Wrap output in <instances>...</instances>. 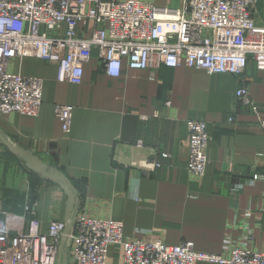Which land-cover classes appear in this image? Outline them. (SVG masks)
I'll return each mask as SVG.
<instances>
[{
	"label": "crops",
	"instance_id": "1",
	"mask_svg": "<svg viewBox=\"0 0 264 264\" xmlns=\"http://www.w3.org/2000/svg\"><path fill=\"white\" fill-rule=\"evenodd\" d=\"M152 1L160 7L183 4ZM253 16L264 26V0L257 1ZM9 69L43 79V104L38 116L0 113V133L38 156L47 169L66 175L77 196L75 212L122 221L127 238L169 245L189 240L196 250L214 254L222 251L226 236L241 241L248 228V246L264 250V178L254 180L264 176V135L257 114L236 96L246 85L264 117V70L253 62L242 78L185 64L131 69L126 61L121 75L112 77L95 49L80 84L59 81L56 65L36 56L15 58ZM57 104L74 107L68 134L56 116ZM188 120L207 122L211 135L201 178L187 170ZM150 158L161 166L144 168ZM25 170L26 202L46 233L52 219L66 220L68 195L60 181ZM11 191L10 202L16 204ZM17 214L23 215V208ZM61 244L69 250L65 239ZM64 260L77 264L70 253ZM106 264H125L119 248L110 249Z\"/></svg>",
	"mask_w": 264,
	"mask_h": 264
},
{
	"label": "built area",
	"instance_id": "2",
	"mask_svg": "<svg viewBox=\"0 0 264 264\" xmlns=\"http://www.w3.org/2000/svg\"><path fill=\"white\" fill-rule=\"evenodd\" d=\"M257 1L183 0L181 7H160L152 0H0V113H40L43 79L9 69L13 59L26 56L56 65L57 79L74 84L82 83L95 49L112 77L121 75L124 61L131 69L185 64L240 78L250 62L264 70V26L253 16ZM236 96L257 114L264 135V117L247 86L239 87ZM73 111L72 105L55 106L65 134L71 132ZM186 124L187 170L201 178L209 164L208 124ZM142 166L154 169L161 163L150 158ZM258 178L264 176L256 174L254 180ZM23 210L19 215L0 206V264H58L67 218L52 219L44 233L34 206L26 202ZM260 210L264 213V196ZM71 220L65 241L77 264H106L112 247L120 249L125 264H264V250L248 246V228L241 241L226 236L222 251L214 254L196 250L189 240L169 245L160 239L127 238L122 221L84 210Z\"/></svg>",
	"mask_w": 264,
	"mask_h": 264
},
{
	"label": "rangeland",
	"instance_id": "3",
	"mask_svg": "<svg viewBox=\"0 0 264 264\" xmlns=\"http://www.w3.org/2000/svg\"><path fill=\"white\" fill-rule=\"evenodd\" d=\"M23 165V161L0 142V206L9 213H20V209L27 201L29 174ZM11 190H15V196L19 200L16 204L10 202ZM68 253L70 252L67 247L62 248L58 264L65 263L64 259L68 257Z\"/></svg>",
	"mask_w": 264,
	"mask_h": 264
},
{
	"label": "water",
	"instance_id": "4",
	"mask_svg": "<svg viewBox=\"0 0 264 264\" xmlns=\"http://www.w3.org/2000/svg\"><path fill=\"white\" fill-rule=\"evenodd\" d=\"M0 139L4 143V145L9 148L12 152L17 154L25 164V167L34 173L40 174L42 177H45L47 179H52L56 181H60L64 185V189L68 195V200H67V210H68V215H67V229L64 233V237L62 239V242L65 239L66 234L68 233L70 227H71V217L74 215L75 212V205H76V200L77 196L74 191V189L71 187L69 179L61 173L59 170L55 168H49L47 169V165L36 155L33 153L29 152L26 149H23L19 145H13L10 141L6 139L4 135L0 133Z\"/></svg>",
	"mask_w": 264,
	"mask_h": 264
}]
</instances>
